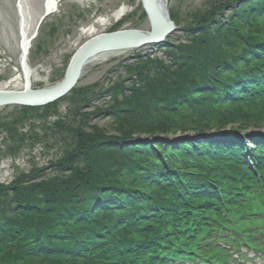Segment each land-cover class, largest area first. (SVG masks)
<instances>
[{
	"label": "trees",
	"instance_id": "obj_1",
	"mask_svg": "<svg viewBox=\"0 0 264 264\" xmlns=\"http://www.w3.org/2000/svg\"><path fill=\"white\" fill-rule=\"evenodd\" d=\"M181 29L185 42L157 45L166 61L135 57L131 85L104 90L108 127L57 123L71 143L49 172L0 184V264H156L251 195L247 155L264 179V137L245 135L246 150L236 135L264 130V0H216Z\"/></svg>",
	"mask_w": 264,
	"mask_h": 264
},
{
	"label": "rangeland",
	"instance_id": "obj_2",
	"mask_svg": "<svg viewBox=\"0 0 264 264\" xmlns=\"http://www.w3.org/2000/svg\"><path fill=\"white\" fill-rule=\"evenodd\" d=\"M30 8L29 36L40 32L42 47L36 53L34 39L28 56L29 65L36 70L40 80L30 84L39 89L57 83L66 71L67 64L78 47L90 36L108 31L116 21L120 28L149 31L152 27L144 14L140 0H58L55 12L51 13L36 30L39 17L44 12V0H26ZM167 8L177 14V29L170 41L183 39L182 26L185 20L198 10H205L216 0H163ZM121 3L130 6V11L119 20L105 27H99L92 35H83L82 27L93 23L100 16L107 15ZM70 11L74 12L73 14ZM77 14V16H75ZM70 16V19L68 18ZM54 30V31H53ZM36 34V35H37ZM21 32L16 0H0V84L9 80L21 68ZM134 53H136L134 51ZM133 51L105 53L91 61L76 84V92H70L55 102V105L22 107L21 105L0 107V184L9 183L22 172L49 166L58 160L71 143L64 140L57 123L72 121L90 126H107L111 121L101 111L109 107L111 97L104 93L109 86L124 81L131 85L134 74L127 71L133 64ZM142 54L162 58L163 51L154 45L141 48ZM17 73V72H16ZM10 88H19L10 86ZM20 106V107H17ZM76 112L90 117L81 121ZM48 167L45 171L49 172Z\"/></svg>",
	"mask_w": 264,
	"mask_h": 264
},
{
	"label": "water",
	"instance_id": "obj_3",
	"mask_svg": "<svg viewBox=\"0 0 264 264\" xmlns=\"http://www.w3.org/2000/svg\"><path fill=\"white\" fill-rule=\"evenodd\" d=\"M142 6L151 22V31L126 29L114 32H101L88 38L71 57L64 78L57 84L41 89H31L27 82L23 89L0 90V107L6 105L41 106L53 103L68 94L77 84L85 67L97 56L110 52L136 50L142 46L164 43L175 25L169 17L163 0H141ZM20 8V7H19ZM56 9L46 10L40 16L39 23ZM30 43L23 50V61L27 56Z\"/></svg>",
	"mask_w": 264,
	"mask_h": 264
},
{
	"label": "bare ground",
	"instance_id": "obj_4",
	"mask_svg": "<svg viewBox=\"0 0 264 264\" xmlns=\"http://www.w3.org/2000/svg\"><path fill=\"white\" fill-rule=\"evenodd\" d=\"M18 1H19L20 10L17 11V13L19 16V26H20V32H21V42H20L21 58H20V63L22 64V57H23L22 50H26L28 43H29V39H30L29 28L31 25V23H30L31 20H30V8L28 7V5L26 3L27 1L26 0H18ZM56 1L57 0H44L43 9L44 10L52 9L54 4L56 3ZM80 1H83V0H80ZM129 11H130V6L125 4V3H121L117 8H115L109 14L100 16L97 19H95V21L93 23L89 24L88 26L82 27L81 33L83 35H92L93 33L97 32L99 27H105L106 25L110 24L112 21L119 20L120 18L125 16ZM169 17H170V14H169ZM170 19H171V17H170ZM182 33H183V39L181 41H184L185 32L182 30ZM171 42H173V41H171ZM175 43H177V42H175ZM161 44H163V43H161ZM143 47H146V46H142L141 48H143ZM141 48L133 50V53H134V51L136 52L135 54H133V59L135 57L149 55V54H142ZM98 57H101V55L97 56V59H98ZM22 67H23V64H22ZM23 71L24 72H22V73L19 71H16L17 73L15 72L9 80L2 82L0 84V90L12 89V88H10L11 85L21 88L24 86L25 81L27 82L28 87L31 88L30 84L32 82H35L36 80H40V78L37 76L36 70H34L32 67L28 66L27 60H26V65H24V67H23ZM19 88H13V90H18ZM106 94L110 96V93H106Z\"/></svg>",
	"mask_w": 264,
	"mask_h": 264
}]
</instances>
